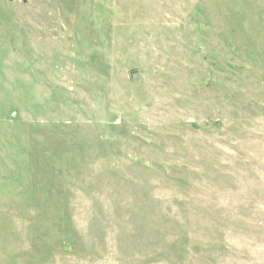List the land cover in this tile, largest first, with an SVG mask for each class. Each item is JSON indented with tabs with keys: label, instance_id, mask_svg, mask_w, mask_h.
Returning <instances> with one entry per match:
<instances>
[{
	"label": "rangeland",
	"instance_id": "1",
	"mask_svg": "<svg viewBox=\"0 0 264 264\" xmlns=\"http://www.w3.org/2000/svg\"><path fill=\"white\" fill-rule=\"evenodd\" d=\"M0 264H264V0H0Z\"/></svg>",
	"mask_w": 264,
	"mask_h": 264
}]
</instances>
